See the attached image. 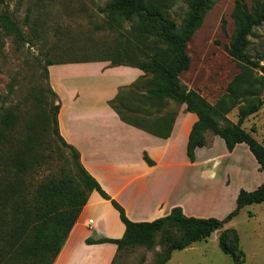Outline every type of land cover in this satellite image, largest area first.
<instances>
[{
	"label": "rangeland",
	"instance_id": "obj_1",
	"mask_svg": "<svg viewBox=\"0 0 264 264\" xmlns=\"http://www.w3.org/2000/svg\"><path fill=\"white\" fill-rule=\"evenodd\" d=\"M112 1L4 0L1 5L2 12L19 24L25 41L16 43L0 27V121L4 115L12 117V124L0 137V191L14 186L30 197L41 182L51 176L59 177L71 167V153L56 137L50 113L51 105L57 104L58 99L50 92L48 62L110 63L119 51L129 55L116 62L128 63L148 52L137 18L110 22L102 12ZM159 1L166 16L180 28L188 15L189 0ZM237 1L249 9L253 6V0H214L204 13L186 44L190 65L179 80L186 89L190 86L213 104L239 77L237 93L251 90L260 94L262 100L257 112L246 117L241 126L264 145V87L260 90L258 85H252L262 73L259 69L245 71L226 51L235 30L231 14ZM249 40V57L260 59V66H264V24L253 31ZM175 107L176 104H169L164 112L175 113ZM227 117L237 122L238 107ZM213 137L210 132L205 134L207 146ZM216 139L219 142L211 149V154L220 156L216 176L211 179L207 171L192 178L195 186L206 188V192L197 193L203 200L192 204L196 218L224 219L235 208L236 191H253L264 183V171L257 170L247 148H238L225 158V145L219 137ZM203 154L201 151L200 158ZM227 228L237 234L245 264H264V202L243 207L225 224L224 229ZM218 235L215 232L206 241L174 251L166 264H232L218 247ZM159 242L157 237L152 249L137 246L122 250L113 264H153L161 249Z\"/></svg>",
	"mask_w": 264,
	"mask_h": 264
},
{
	"label": "trees",
	"instance_id": "obj_2",
	"mask_svg": "<svg viewBox=\"0 0 264 264\" xmlns=\"http://www.w3.org/2000/svg\"><path fill=\"white\" fill-rule=\"evenodd\" d=\"M3 2L4 0H0V27L16 43H22L25 41L22 30L7 12H2ZM213 2L214 0H189L188 15L180 28L166 16L159 0H113L102 10L110 22L132 21L137 18L149 47L148 52L143 53L135 62H116L123 55L129 54L115 52L110 66L138 68L144 76L130 86L119 88L108 105L122 122L158 138L167 139L176 112H164V108L170 102L184 104L186 111L197 117L186 145V156L190 162L195 161V149L206 146L205 134L210 132L224 141L228 152H232L238 144H245L258 163L259 171H264V145L241 126L243 120L256 113L262 104L260 94L251 90L238 94L240 78L235 77L228 85L226 94L211 104L198 92L186 89L179 80V75L190 65L186 44ZM231 17L235 30L226 51L245 71L260 70L262 76L259 75L251 84L258 85L261 90L264 87V66H260V59L253 60L249 57L248 48L253 31L264 24V0H253L251 9L242 1H237ZM53 64L48 62L47 65ZM46 75L48 78L47 70ZM50 92L56 97L51 89ZM242 103L245 106H241ZM236 107L238 120L232 122L227 115ZM58 111L57 101V104L51 105L50 113L56 137L71 153V167L59 177L51 176L41 182L30 197L14 186L0 191V264H53L94 191L111 204L125 227L120 239L88 241L116 245L117 253L111 264L122 250L137 246L152 249L157 237L161 249L153 264H166L174 251L206 241L215 232H219L218 247L231 258L232 264H245L237 234L231 229H224V226L246 205L264 202V183L253 191L241 189L236 197L235 208L221 220L187 217L180 207H175L167 216L151 222H132L126 216L124 208L85 170L78 151L64 142L58 130ZM11 124L10 115L1 118L0 137ZM143 159L149 166L154 164L146 153L143 154Z\"/></svg>",
	"mask_w": 264,
	"mask_h": 264
},
{
	"label": "crops",
	"instance_id": "obj_3",
	"mask_svg": "<svg viewBox=\"0 0 264 264\" xmlns=\"http://www.w3.org/2000/svg\"><path fill=\"white\" fill-rule=\"evenodd\" d=\"M143 76L138 68L112 67L108 62L49 66L48 82L59 103V134L78 151L82 166L124 208L130 221L151 222L167 216L175 207H180L185 216L194 217L192 204L203 200L197 193L206 192V188L195 186L192 178L207 171L211 179L216 176L220 156L211 154V149L218 136L210 140V145L195 149V161L190 162L186 145L197 117L186 111L184 104L175 107L167 139L122 122L108 103L119 88L130 86ZM188 90L196 91L190 86ZM238 148H247L259 171L245 144L236 145L232 152L225 147L224 157H231ZM144 153L153 165L144 161ZM124 230L117 211L94 191L53 264H111L116 245L88 241L120 239Z\"/></svg>",
	"mask_w": 264,
	"mask_h": 264
},
{
	"label": "built area",
	"instance_id": "obj_4",
	"mask_svg": "<svg viewBox=\"0 0 264 264\" xmlns=\"http://www.w3.org/2000/svg\"><path fill=\"white\" fill-rule=\"evenodd\" d=\"M89 224H92V220H89Z\"/></svg>",
	"mask_w": 264,
	"mask_h": 264
}]
</instances>
